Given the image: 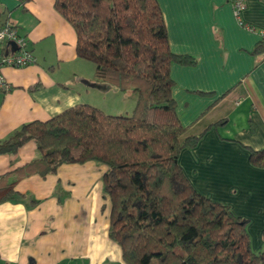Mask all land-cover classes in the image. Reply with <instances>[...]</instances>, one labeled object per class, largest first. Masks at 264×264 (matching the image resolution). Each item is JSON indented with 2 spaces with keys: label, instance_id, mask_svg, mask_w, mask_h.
<instances>
[{
  "label": "crops",
  "instance_id": "crops-1",
  "mask_svg": "<svg viewBox=\"0 0 264 264\" xmlns=\"http://www.w3.org/2000/svg\"><path fill=\"white\" fill-rule=\"evenodd\" d=\"M54 1L0 0V23L15 24L37 58L1 69L11 88L0 90V140L77 104L114 115L135 106L134 93L98 80L94 65L77 56L75 31ZM243 1L242 20L256 31L238 24L233 0H157L169 48L196 59L170 65L177 115L186 134L206 130L194 148L181 151L179 165L197 191L249 220L258 250L264 246V167L249 162V151L264 149V51L254 52L264 40L258 33L264 2ZM38 158L27 141L12 163L0 154V174ZM105 170L89 160L18 180L14 197L0 203V264H126L108 236Z\"/></svg>",
  "mask_w": 264,
  "mask_h": 264
},
{
  "label": "trees",
  "instance_id": "trees-1",
  "mask_svg": "<svg viewBox=\"0 0 264 264\" xmlns=\"http://www.w3.org/2000/svg\"><path fill=\"white\" fill-rule=\"evenodd\" d=\"M54 8L75 31L77 56L94 65L98 80L134 93L135 106L114 115L83 103L23 123L0 140V154L12 163L32 140L39 158L0 174V203L25 176L93 160L106 166L108 236L126 264H264L249 220L197 191L179 165L181 151L206 130L186 134L177 115L170 65L196 59L169 48L157 0H55ZM262 51L264 40L254 50ZM249 162L264 167V149L250 150Z\"/></svg>",
  "mask_w": 264,
  "mask_h": 264
},
{
  "label": "built area",
  "instance_id": "built-area-1",
  "mask_svg": "<svg viewBox=\"0 0 264 264\" xmlns=\"http://www.w3.org/2000/svg\"><path fill=\"white\" fill-rule=\"evenodd\" d=\"M233 13L236 21L248 31L256 28L242 20L241 12L245 7L243 0H233ZM264 37V31L258 32ZM37 62L30 50L25 35L10 21L0 23V90L8 91L11 87L1 72L2 67L22 68Z\"/></svg>",
  "mask_w": 264,
  "mask_h": 264
},
{
  "label": "rangeland",
  "instance_id": "rangeland-1",
  "mask_svg": "<svg viewBox=\"0 0 264 264\" xmlns=\"http://www.w3.org/2000/svg\"><path fill=\"white\" fill-rule=\"evenodd\" d=\"M91 63V62H90ZM134 98H136V96H133ZM134 108V107H133ZM133 111V109H131V111L129 112V111H124L123 113H121L120 115H129L131 112ZM251 245H252V247H253V249L254 250H256L255 248V244H253V239L251 238ZM259 250V249H258Z\"/></svg>",
  "mask_w": 264,
  "mask_h": 264
}]
</instances>
